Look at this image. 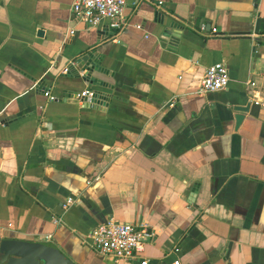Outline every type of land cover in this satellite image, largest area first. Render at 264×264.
I'll list each match as a JSON object with an SVG mask.
<instances>
[{
	"label": "crops",
	"instance_id": "1",
	"mask_svg": "<svg viewBox=\"0 0 264 264\" xmlns=\"http://www.w3.org/2000/svg\"><path fill=\"white\" fill-rule=\"evenodd\" d=\"M72 2L0 0V244L51 241L71 264H264V0H126L121 32ZM91 50L93 83L72 67ZM217 62L228 86L200 92ZM109 218L155 236L116 260L89 241Z\"/></svg>",
	"mask_w": 264,
	"mask_h": 264
},
{
	"label": "built area",
	"instance_id": "2",
	"mask_svg": "<svg viewBox=\"0 0 264 264\" xmlns=\"http://www.w3.org/2000/svg\"><path fill=\"white\" fill-rule=\"evenodd\" d=\"M126 0H73L71 11L75 18L86 26H98L108 22L109 28L114 32L123 31L128 22L124 16ZM137 27H141L137 25ZM204 30V26H201ZM216 32V28L212 29ZM69 68L65 67L62 73H68ZM230 75L228 67L223 62H217L208 66L201 80L200 92L216 91L228 86ZM50 100H57L48 90L44 92ZM94 91L89 87L75 95L78 102L91 100ZM100 175L87 180L88 185L99 180ZM73 203V199H67L65 207ZM56 224L62 222L61 217L54 219ZM155 232L150 230L144 223L123 222L114 218H109L97 224L89 234L90 245L99 253L111 255L116 260L132 261L141 255L146 242L152 240ZM146 259L141 260L140 264H147ZM179 264V260L175 261Z\"/></svg>",
	"mask_w": 264,
	"mask_h": 264
},
{
	"label": "water",
	"instance_id": "3",
	"mask_svg": "<svg viewBox=\"0 0 264 264\" xmlns=\"http://www.w3.org/2000/svg\"><path fill=\"white\" fill-rule=\"evenodd\" d=\"M172 20H168L170 25ZM109 31L110 29H106ZM73 68L85 81L93 83L96 80L95 72L102 71V66L98 59L97 50H91L77 57L73 64ZM97 95L90 101H94ZM89 101V100H88ZM236 128L244 119L243 112H247L250 108L249 104L245 106L235 105ZM26 261L28 264H71L70 260L62 251L51 241H30L17 238H4L0 244V264H11L13 261Z\"/></svg>",
	"mask_w": 264,
	"mask_h": 264
}]
</instances>
